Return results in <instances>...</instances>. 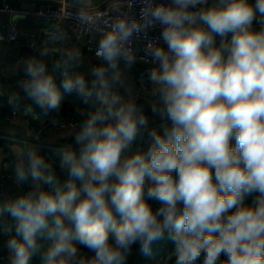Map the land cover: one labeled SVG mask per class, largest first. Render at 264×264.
I'll return each mask as SVG.
<instances>
[{
    "label": "clouds",
    "instance_id": "obj_1",
    "mask_svg": "<svg viewBox=\"0 0 264 264\" xmlns=\"http://www.w3.org/2000/svg\"><path fill=\"white\" fill-rule=\"evenodd\" d=\"M157 26L144 49L161 121L150 126L121 64L136 62L133 41ZM46 54L20 62L13 112L27 99L23 113L41 120L72 93L94 110L72 133L77 147L59 150L62 181L36 144L16 149L12 179L29 187L0 202L8 264H127L134 246L151 255L166 234L174 264H264V0H141L138 17L119 15L101 32L90 80L79 49L51 71Z\"/></svg>",
    "mask_w": 264,
    "mask_h": 264
},
{
    "label": "crops",
    "instance_id": "obj_2",
    "mask_svg": "<svg viewBox=\"0 0 264 264\" xmlns=\"http://www.w3.org/2000/svg\"><path fill=\"white\" fill-rule=\"evenodd\" d=\"M56 1L58 0H9V4L18 9L26 8L34 10L44 8L47 4ZM211 2L212 0H209V3ZM72 4L77 8L86 7L85 0H73ZM12 16L0 11V22L7 25H14L21 33L35 36L36 48L32 49L23 40L14 46L0 41V175H8V180L4 184L5 199L11 198V193L17 189V184L12 179V170L17 148L28 144H36L42 155L44 151L53 152V158L51 157L50 161L53 162L55 168H57V173L60 174V178L63 180L65 176L60 173L59 169V150L67 146V144L77 147L74 144L73 130H56L55 132L44 133L38 141L28 136L27 133L29 131L35 135L36 130L47 120L68 119L74 115L83 119L88 111L94 110L92 104L88 107L90 103L85 104L81 99L72 94L64 95L60 113H52L46 118L36 120L32 116L23 113V105L32 103V101L25 99L22 102L21 109L17 111V116L11 121L7 120L13 110L7 103V94L11 90L19 91L16 88V82L23 75V65L20 62L30 56L40 57L42 52H46L47 54L42 58L46 61L51 71L54 62L60 59V52L54 44V41H50L46 34V30L51 31L50 27L34 17H25L24 19L13 22ZM73 48L79 49L82 53V64L77 70L83 72L86 79L90 80V69L94 66V58L87 54L82 45L71 36L67 38L62 55L65 54L66 50ZM100 63L102 61L98 64ZM121 67L126 78L125 87L131 88L133 96L136 97L137 104L141 105L144 111L148 113L150 126H159L161 123L160 118L153 116L151 113V104L155 99L151 92L152 86L150 84L140 85L135 73L130 68H125L123 63ZM60 78L59 74H56V83ZM117 87L123 94L124 88ZM20 94L24 96L23 92ZM138 253H140L139 246L134 250L132 256H136Z\"/></svg>",
    "mask_w": 264,
    "mask_h": 264
},
{
    "label": "built area",
    "instance_id": "obj_3",
    "mask_svg": "<svg viewBox=\"0 0 264 264\" xmlns=\"http://www.w3.org/2000/svg\"><path fill=\"white\" fill-rule=\"evenodd\" d=\"M73 0H58L54 3L47 4L44 8L39 9H18L9 4V0H0V11L9 15L15 13L25 14V17H34L42 21L45 25L52 30L59 29L66 34V38L60 42H54L57 49L60 52V59L63 57L62 50L68 37H73L78 43L82 45L86 53L94 58V66L101 60L95 55L97 42L100 34L106 29L108 23L114 20L117 16L122 14L139 16L141 7V0H85V8H77L72 4ZM157 2L170 3V0H157ZM84 10L89 19L87 21H80L76 17V13ZM160 34V28H156L149 31L148 36L140 39H136L132 43V49L136 55V62L130 67L135 73L137 81L140 85H148L147 73L153 66L150 62V58H147L144 49L147 46L148 41L151 38H156ZM0 36L4 37L1 42H6L10 46L18 44L21 40L25 41L32 49L36 48V37L21 33L14 25L3 24L0 22ZM162 43V41H161ZM62 77L57 82V86H60ZM62 91V89H61ZM72 95L79 97L76 93ZM147 115L148 113L145 112ZM17 116V112L11 113V116L7 118L11 121ZM53 120H47L42 124L36 133L39 136L44 133L55 132L56 130H73L75 131L79 127L80 121L74 117L68 119L56 120L57 124L52 123ZM136 146H133V151ZM8 180L7 174L0 175V198L5 200L4 184ZM22 185H17V189H22ZM7 255L2 257V261L8 260Z\"/></svg>",
    "mask_w": 264,
    "mask_h": 264
},
{
    "label": "trees",
    "instance_id": "obj_4",
    "mask_svg": "<svg viewBox=\"0 0 264 264\" xmlns=\"http://www.w3.org/2000/svg\"><path fill=\"white\" fill-rule=\"evenodd\" d=\"M13 7V6H12ZM63 91V90H62ZM74 96V95H73ZM77 97V96H75ZM79 99H81L80 97H78ZM91 105L88 104V107ZM8 116V114H7ZM74 118H76L77 120L81 121L82 118L78 117L76 115L72 116ZM146 147V145H145ZM136 150V148H135ZM134 150V151H135ZM53 152H48V151H44L43 155L51 160V157ZM53 158V157H52ZM54 165V164H53ZM55 167V165H54ZM57 171V168H56ZM62 181V178H60ZM29 185L27 183L23 184V188L22 189H15L13 190V192L11 193V198L18 196L24 192H26L28 190ZM0 189H1V185H0ZM252 198H248L246 200V203H251ZM0 202H3V199L0 198ZM158 205L153 204V207H157ZM9 223L12 224L13 226V233H14V228H15V221L11 220V218H9ZM0 227H3V225H0ZM5 237H3V235H0V264H8V260H4L2 261V257H4L5 255H7V249H6V245H5ZM44 248H47L48 246H50V242L48 241H44ZM138 246H134L132 253L134 252V250L137 248ZM174 251V243L172 242L171 239H169L167 237V234L165 236V239L155 243L152 246V251H151V255H143L141 253H138L136 256H130L127 264H174V256L172 255ZM34 264H40L39 259L37 258L34 261Z\"/></svg>",
    "mask_w": 264,
    "mask_h": 264
}]
</instances>
